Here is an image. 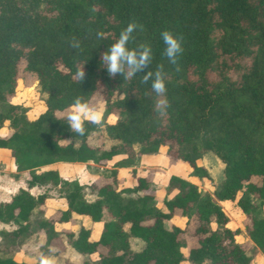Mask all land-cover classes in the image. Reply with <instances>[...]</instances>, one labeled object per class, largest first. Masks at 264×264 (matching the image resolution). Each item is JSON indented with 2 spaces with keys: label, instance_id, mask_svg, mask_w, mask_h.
Returning <instances> with one entry per match:
<instances>
[{
  "label": "trees",
  "instance_id": "1",
  "mask_svg": "<svg viewBox=\"0 0 264 264\" xmlns=\"http://www.w3.org/2000/svg\"><path fill=\"white\" fill-rule=\"evenodd\" d=\"M22 60L42 95L33 119L11 101ZM96 94L98 120L63 114L91 108ZM95 136L112 143L91 144ZM135 146L140 155L165 148L196 180L166 174L161 203L148 191V169H133L135 183L119 188L117 168L134 164ZM205 153L223 165L211 194L197 185L212 183L196 163ZM0 155L28 173L25 187L0 201V223L15 226L0 230L3 239L31 234L34 211L44 214L54 190L63 207L37 222L46 245L65 236L97 264H249L221 202L240 209L249 241L264 252V0H0ZM88 161L111 167L88 185L92 201L79 178L47 168ZM104 209L111 219L93 239ZM73 213L79 228L63 230ZM174 216L184 224L170 223ZM0 264L44 263L0 256Z\"/></svg>",
  "mask_w": 264,
  "mask_h": 264
},
{
  "label": "rangeland",
  "instance_id": "2",
  "mask_svg": "<svg viewBox=\"0 0 264 264\" xmlns=\"http://www.w3.org/2000/svg\"><path fill=\"white\" fill-rule=\"evenodd\" d=\"M24 61L22 60L18 64V71H17V78H18V86L16 88L15 94L11 98L13 103L22 104L27 106L29 110L27 111V117L33 119L43 110V101L42 95L36 89V82L34 76L24 70ZM102 98L98 94L94 95L90 102L91 108L85 109H77L73 108L71 110L64 111L63 114L71 116L73 119H81L84 116L91 117L95 113L94 109L95 105L98 103L100 104ZM102 110V106L100 107L99 111ZM101 115L97 114V118H100ZM2 133H6V130H3ZM99 136V135H98ZM102 141L106 146H109L112 141L108 140L107 138H100L98 137H91L89 142L91 144L97 145L99 142ZM138 146H135L134 150L136 152V158L134 164L136 166V170H140L141 168H145L146 170H150L148 178L150 179V189L148 190L150 193L158 194V189L163 187L162 182H165L164 175L161 170L157 169V166L162 167L163 170H167L171 166L170 164V157L167 156L165 153V161H161L158 163H153L151 167H148L140 155L138 154ZM191 148L190 145L184 146V150L189 151ZM196 163L199 166H202L208 176H210L212 183L210 185L206 184V182H198V188L202 194H211L214 190H216L221 182L223 181V165L213 156L211 153L203 154ZM132 165V166H133ZM103 167L97 168L94 165L85 169L86 172L90 174V176L100 175L103 177H108L110 175L111 167L108 165L103 164ZM6 165L0 164V200H6L10 198L17 190V188L24 184V179L28 176V173L18 171L19 173L13 174L11 173L13 170L10 169ZM186 177L193 179L190 174L191 170L187 169ZM136 171V172H137ZM167 174V173H166ZM89 178V177H88ZM93 177L86 180L84 184L86 188L84 189L85 198L87 200H94L96 196L94 193L90 191L89 184L92 182ZM135 180V178H134ZM166 196V187H163ZM43 190L33 189V193L37 194L38 192H42ZM50 199L47 203V207L45 206L44 214L42 211L36 210L34 211L32 218H31V226H32V233L21 238V237H6L1 238L0 236V256H15L16 258H26L29 262H36L42 261L44 264H97L96 258L97 255L93 254L91 256L82 255L77 253L69 244L68 240L65 236H62L60 241H55V243L46 245L45 244V237L41 230L37 227V222L41 218H47V216L53 212L55 206L57 204L56 200H60L58 196V192L50 191L49 192ZM160 197V196H159ZM224 211L226 212L227 216L229 217V226L236 227L240 230V233L235 237L237 242H240L242 246L247 250V252L251 255V262L249 264H263L264 262V252L260 251L259 249L252 246L251 242L249 241L246 233L244 225L248 223V219L245 215L240 211V209L234 205V203H227L221 205ZM264 212V207L261 210ZM178 213V211H177ZM111 217L106 209L102 212V218L99 223H97L94 227V236L101 231L102 223L105 221L110 220ZM176 224L183 225L184 218H177L175 220ZM166 226H169V223H166ZM15 226L13 224H0V230L5 229L7 231L14 230ZM72 228L71 224H66L63 227V230L68 231ZM188 245L194 243L195 238L192 236L184 235ZM129 244L130 248L133 251H139L143 247V242L135 237H129ZM184 253H187V250H184ZM181 264H193L188 261H184ZM206 264V263H203Z\"/></svg>",
  "mask_w": 264,
  "mask_h": 264
},
{
  "label": "crops",
  "instance_id": "3",
  "mask_svg": "<svg viewBox=\"0 0 264 264\" xmlns=\"http://www.w3.org/2000/svg\"><path fill=\"white\" fill-rule=\"evenodd\" d=\"M85 118H91V117H88V116H84ZM91 119H95V120H98L99 118H97V114H93L92 118ZM3 129L1 130V133H2ZM3 134V133H2ZM6 134V133H4ZM165 148H161L159 150V152L157 154H144L142 155L141 157L143 159H145V163L147 165H149L148 167H151L153 163H158L161 161H165ZM3 164V165H6L8 167H11L10 169H12L13 171L11 173L13 174H17L19 173L11 158L7 157V156H2L0 155V164ZM91 165H94L95 167L97 168H101L103 167L102 165H99V164H95L93 163L92 161H88L86 163H82V162H56L52 165H49L47 166V168H52V169H56L59 174L64 177V178H73V177H77L79 178V180L84 183L87 179H90V177H93L91 180H95L97 177H99L100 175H95V176H90V174L88 172H86L85 169H88V167H90ZM159 170H161L165 177L166 173L169 175V174H173V175H178V176H181V177H184V178H188L186 177V174H187V169L189 168L188 166H186L184 163L182 162H176L174 165H171L169 168H167V170H163L162 167L160 166H157ZM136 170V166L133 165V166H130V167H119L117 168V178L119 179V188H124V187H131L134 183H135V180H134V177L132 176L131 174V171L132 170ZM190 169V168H189ZM143 170H146L145 168H141L140 170H136L137 173L139 171H143ZM21 172H26V171H21ZM27 173V172H26ZM89 177V178H88ZM27 178V177H26ZM26 178L24 179V184L21 183V185L17 188V190L19 188H22V187H25V180ZM86 179V180H84ZM190 179V178H189ZM164 179H162L163 181ZM84 181V182H83ZM162 185L163 187L164 186V183L162 182ZM160 188L157 190L158 191V194H156L155 196V199L158 203H161L162 200L164 199V195H165V192H164V189L163 187L161 188V186H159ZM33 189H38V190H41L37 187L33 188ZM33 189H31V192L33 191ZM16 190V192H17ZM15 192V193H16ZM33 193V192H32ZM38 193H41V192H38ZM37 193V194H38ZM35 194V193H33ZM95 195V194H94ZM96 196V195H95ZM160 196V197H159ZM10 199V198H8ZM6 199V200H8ZM50 197L46 200V205L49 201ZM6 200H0V201H6ZM57 201V204L55 206H57L56 208H54L53 212L58 208V207H63V200L60 199V200H56ZM91 201V200H90ZM224 204H227V202H221V205H224ZM47 207V206H46ZM52 212V213H53ZM52 213H50L48 216H50ZM47 216V217H48ZM178 218V216H174L170 219V223H173V224H176L177 222H175V220ZM73 219L75 220L74 223H72V228L70 229L71 231L73 232H76L77 229L79 228V224L81 222V220L83 219L82 216L78 215V214H75L73 213ZM179 219V218H178ZM99 223V222H94L92 223L91 225V237L93 239L97 238L100 234V232L97 234V236H94L95 232H94V227L95 225ZM0 224H3V223H0ZM180 225V224H179ZM102 228V227H101ZM19 260H23V261H28L26 260V258H17Z\"/></svg>",
  "mask_w": 264,
  "mask_h": 264
}]
</instances>
